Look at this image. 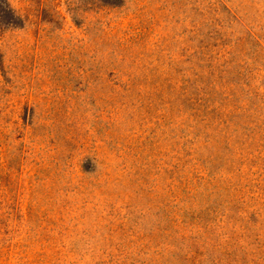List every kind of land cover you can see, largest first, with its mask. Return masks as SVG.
<instances>
[{
  "label": "rangeland",
  "instance_id": "rangeland-1",
  "mask_svg": "<svg viewBox=\"0 0 264 264\" xmlns=\"http://www.w3.org/2000/svg\"><path fill=\"white\" fill-rule=\"evenodd\" d=\"M0 264H264V0H0Z\"/></svg>",
  "mask_w": 264,
  "mask_h": 264
}]
</instances>
